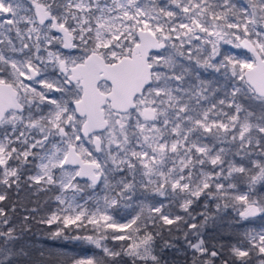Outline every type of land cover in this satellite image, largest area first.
<instances>
[{
    "label": "snow or ice",
    "instance_id": "obj_1",
    "mask_svg": "<svg viewBox=\"0 0 264 264\" xmlns=\"http://www.w3.org/2000/svg\"><path fill=\"white\" fill-rule=\"evenodd\" d=\"M29 3L0 0V264L34 225L102 254L55 264H264V0Z\"/></svg>",
    "mask_w": 264,
    "mask_h": 264
},
{
    "label": "trees",
    "instance_id": "obj_2",
    "mask_svg": "<svg viewBox=\"0 0 264 264\" xmlns=\"http://www.w3.org/2000/svg\"><path fill=\"white\" fill-rule=\"evenodd\" d=\"M239 2V0H238ZM226 47V46H225ZM205 78H210L211 73H203ZM241 190H246L245 186H241ZM25 195L24 193L21 194ZM41 211H48L55 206L54 201H49L48 203H44L41 201ZM202 210V209H199ZM209 210L211 212H215L214 204L210 202ZM235 218V213L229 209L225 212L218 222L217 225L210 227L205 233L206 238L210 239L212 242L220 241H230L233 238L228 235L229 226L232 224L233 219ZM258 222V221H257ZM43 226L34 225L32 233L26 235L24 239L27 241L29 245H32L31 248V259L27 261H23L22 264H42V262L47 261V264H55L54 260H49L47 255L41 257L40 252L44 251L46 254L48 250H56L58 252L65 253L69 256H80L84 252H92L94 256L102 255L99 249H96L92 245L83 244L81 242H61V241H53L47 239L44 232L41 230ZM113 244V243H112Z\"/></svg>",
    "mask_w": 264,
    "mask_h": 264
},
{
    "label": "rangeland",
    "instance_id": "obj_3",
    "mask_svg": "<svg viewBox=\"0 0 264 264\" xmlns=\"http://www.w3.org/2000/svg\"><path fill=\"white\" fill-rule=\"evenodd\" d=\"M22 2L24 4L25 8H28L31 6L29 3V0H22ZM226 47H230V46H226ZM50 75H52V74H50ZM255 226L259 227L260 226L259 222H256ZM107 243H109V246H112L113 245L112 243H114V242H107ZM80 256H94V255L92 252L87 251V252H84L83 254H81Z\"/></svg>",
    "mask_w": 264,
    "mask_h": 264
},
{
    "label": "flooded vegetation",
    "instance_id": "obj_4",
    "mask_svg": "<svg viewBox=\"0 0 264 264\" xmlns=\"http://www.w3.org/2000/svg\"><path fill=\"white\" fill-rule=\"evenodd\" d=\"M51 74V73H50ZM53 75V74H52Z\"/></svg>",
    "mask_w": 264,
    "mask_h": 264
}]
</instances>
